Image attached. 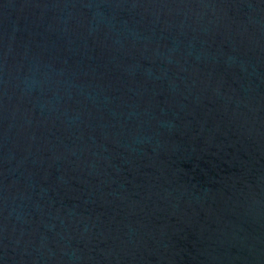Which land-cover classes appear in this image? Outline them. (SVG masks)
Instances as JSON below:
<instances>
[{
  "label": "water",
  "instance_id": "95a60500",
  "mask_svg": "<svg viewBox=\"0 0 264 264\" xmlns=\"http://www.w3.org/2000/svg\"><path fill=\"white\" fill-rule=\"evenodd\" d=\"M0 264H264V0H0Z\"/></svg>",
  "mask_w": 264,
  "mask_h": 264
}]
</instances>
